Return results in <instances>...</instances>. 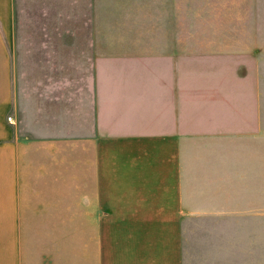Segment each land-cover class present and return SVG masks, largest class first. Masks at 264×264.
<instances>
[{
    "label": "crops",
    "instance_id": "obj_1",
    "mask_svg": "<svg viewBox=\"0 0 264 264\" xmlns=\"http://www.w3.org/2000/svg\"><path fill=\"white\" fill-rule=\"evenodd\" d=\"M74 2L89 6L90 20L22 39L26 83L17 86V4L0 0V264H243L241 222L234 231L225 222L242 220L252 188L243 178L248 130L220 103L208 102L219 115L203 113L179 60H258L264 51L180 52L171 2L130 11L159 23V38L99 37L97 0ZM145 44L157 47L138 48ZM23 200H49L38 210L42 232ZM61 200H76V219L89 200V245L84 251L75 229L69 260L67 246L52 241Z\"/></svg>",
    "mask_w": 264,
    "mask_h": 264
},
{
    "label": "rangeland",
    "instance_id": "obj_2",
    "mask_svg": "<svg viewBox=\"0 0 264 264\" xmlns=\"http://www.w3.org/2000/svg\"><path fill=\"white\" fill-rule=\"evenodd\" d=\"M170 2L179 8L177 36L180 52H186L188 49L190 51L192 47L195 48V52L200 53L237 47L259 48L260 53L264 51V27H239L248 20L264 25V0H97L96 8L93 10H96L98 15V36L124 42L129 41L136 34L139 41L144 43L159 38L165 34L159 28V23L156 25L154 21H148L145 13L130 11L144 6L156 8L160 4H170ZM16 4L19 50L15 61V82L18 86L26 83V78H21L26 63V58L23 57L21 60L19 55L22 49H25L21 40L40 36L45 31L50 35H55L59 31L63 33L64 26H68V23L74 20L89 21L90 12L86 9L89 6L74 0H16ZM245 7H251L252 13H243ZM222 8H225L224 12H220ZM229 8L234 11H226ZM92 15H95V12ZM131 16H134L136 21L134 27L126 25ZM155 16L157 17L156 13ZM43 23H46L44 28H42ZM174 34L175 30H173V39ZM141 47L145 50L157 46L154 44L138 46ZM259 56L258 60L243 58L217 60L197 54L195 59L179 60L180 69L184 68L189 72V77H184V80L188 79V84L194 87L195 103L206 107L203 113L210 112L214 115L217 112L208 102L220 103L223 108L217 104L218 111L225 112L227 116L236 114L242 117L244 130H248L244 133L242 142L243 178L244 186L252 188L244 189L242 220L225 222L228 231L238 229L241 222L242 244L244 251L247 252L244 253L243 264H264V255H262L264 254L262 253V250L264 251V53ZM256 119L258 124L254 123ZM251 121L253 124H250ZM254 187L257 189H253ZM23 201L28 203L24 204V207L29 209L31 227L42 232V224L45 220L38 210L49 200ZM61 201L66 202L57 203L56 214L53 212L51 214V218H56L58 221V211L61 209L60 224L56 227L59 228L56 231H61V234L59 236L57 232V237L52 236V241L56 239L58 243L61 240V243L67 246L66 253L69 260L70 250L72 249L73 252L75 229L81 232L79 240L84 251H86L85 245H89L90 219L89 212L88 214L85 212L89 208V200H83L84 213L83 216L77 215V219L74 211L76 200ZM230 239L228 238V244ZM251 250L255 252L253 257Z\"/></svg>",
    "mask_w": 264,
    "mask_h": 264
},
{
    "label": "built area",
    "instance_id": "obj_3",
    "mask_svg": "<svg viewBox=\"0 0 264 264\" xmlns=\"http://www.w3.org/2000/svg\"><path fill=\"white\" fill-rule=\"evenodd\" d=\"M8 120H9V122H12V118H9Z\"/></svg>",
    "mask_w": 264,
    "mask_h": 264
}]
</instances>
